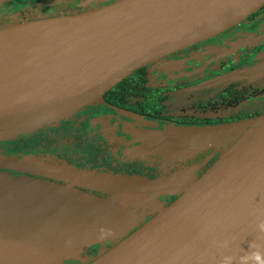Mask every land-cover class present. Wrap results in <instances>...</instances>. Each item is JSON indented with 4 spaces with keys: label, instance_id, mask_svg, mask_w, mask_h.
Returning <instances> with one entry per match:
<instances>
[{
    "label": "water",
    "instance_id": "obj_1",
    "mask_svg": "<svg viewBox=\"0 0 264 264\" xmlns=\"http://www.w3.org/2000/svg\"><path fill=\"white\" fill-rule=\"evenodd\" d=\"M262 6L264 0H119L0 29V140L104 100L139 67ZM196 58L173 59L162 69ZM132 131L143 153L182 156L216 146L222 155L200 178L189 170L148 179L47 162L32 171L63 184L0 172V264H63L105 233L127 235L141 219L121 206L127 201L158 214L88 264H220L224 256L240 264L250 243L264 245L256 227L264 219V115ZM0 157L6 166L22 161ZM161 194L178 198L165 206Z\"/></svg>",
    "mask_w": 264,
    "mask_h": 264
},
{
    "label": "flooded vegetation",
    "instance_id": "obj_2",
    "mask_svg": "<svg viewBox=\"0 0 264 264\" xmlns=\"http://www.w3.org/2000/svg\"><path fill=\"white\" fill-rule=\"evenodd\" d=\"M116 1L119 0H2L0 29L83 14ZM32 11L39 14L35 16ZM192 55L197 58L177 68L162 69L173 59ZM262 115L264 6L215 35L139 67L109 89L104 100L84 105L55 124L0 140V156L22 158L6 166L0 157V172L63 184L62 180L32 171L39 163L47 162L148 179L189 170L200 178L221 157V150L209 147L182 156L143 153L139 150L143 142L135 138L132 130H163L168 124H233ZM77 187L108 196L96 189ZM177 198L178 195H160L166 206ZM121 206L141 215V219L127 235L94 253L95 259L158 214L153 207H136L129 201ZM93 249L95 252L97 247L89 252Z\"/></svg>",
    "mask_w": 264,
    "mask_h": 264
},
{
    "label": "rangeland",
    "instance_id": "obj_3",
    "mask_svg": "<svg viewBox=\"0 0 264 264\" xmlns=\"http://www.w3.org/2000/svg\"><path fill=\"white\" fill-rule=\"evenodd\" d=\"M4 8L7 11V8L6 7H4ZM32 13L35 16H37L39 14L38 11H37V13L32 11ZM2 22L3 21H0V23H2ZM60 120H61V118L58 119V120H53L50 123H46L44 126L55 124V123L59 122ZM246 121H248V120H246ZM213 148L217 149L218 147L215 146ZM171 195H175V194H171ZM160 202H161V204H164V202H162V200ZM105 234L106 235L103 236V238H101V240L99 239L98 241L90 244L88 247H86V249L80 255L72 257V258H69V259H66L63 264H71V263H73V264H85V263H87L89 261H93L95 259V257L93 256L94 253H96L97 251H100L101 249H103L107 245H109V244L115 242L116 240H118L119 238L123 237V236H121L120 233H114V234L105 233ZM92 247H97V250H95V252H94V249H95L94 248L91 252H89Z\"/></svg>",
    "mask_w": 264,
    "mask_h": 264
},
{
    "label": "clouds",
    "instance_id": "obj_4",
    "mask_svg": "<svg viewBox=\"0 0 264 264\" xmlns=\"http://www.w3.org/2000/svg\"><path fill=\"white\" fill-rule=\"evenodd\" d=\"M260 233H264V219L260 220L256 225ZM227 241L221 245V247L227 246ZM250 251L240 257V264H264V245L257 244L255 242L250 243ZM233 258L231 256H224L220 261V264H232Z\"/></svg>",
    "mask_w": 264,
    "mask_h": 264
}]
</instances>
